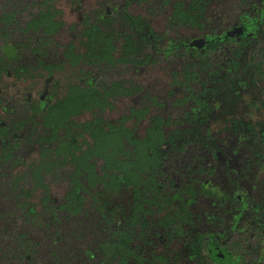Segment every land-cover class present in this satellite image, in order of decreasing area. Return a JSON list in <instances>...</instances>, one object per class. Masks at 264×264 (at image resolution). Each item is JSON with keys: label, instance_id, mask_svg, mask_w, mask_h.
Here are the masks:
<instances>
[{"label": "flooded vegetation", "instance_id": "1", "mask_svg": "<svg viewBox=\"0 0 264 264\" xmlns=\"http://www.w3.org/2000/svg\"><path fill=\"white\" fill-rule=\"evenodd\" d=\"M171 1L0 0V264H264V0Z\"/></svg>", "mask_w": 264, "mask_h": 264}, {"label": "trees", "instance_id": "2", "mask_svg": "<svg viewBox=\"0 0 264 264\" xmlns=\"http://www.w3.org/2000/svg\"><path fill=\"white\" fill-rule=\"evenodd\" d=\"M215 1L221 2L223 0H173L171 1V5L173 9L172 17L175 18L177 22V26H175V28H178L180 26L183 28H188V29L195 27V28H199L202 31H204V33H206L208 36L215 37L216 32L213 29H209L208 31H205V28L207 27V24H208V20H210L212 16V11H211V8L209 11V7ZM242 15H243V12H242ZM184 40H186V38H184ZM123 174L124 176L126 175V170H123ZM126 177L128 179H134V174L131 173V170L127 172ZM129 205H131L130 202H129ZM131 207L129 211H131V209L134 210V204ZM126 210L124 209V212ZM128 218L129 219H127L126 215L124 214L123 216L124 227L129 226V225H126L125 221L131 220L130 214H128ZM123 235H124V231H123ZM117 245L119 248H116L113 245L109 246L110 250H108L107 253L110 254V257L117 256L120 259L121 264H129L128 261H129L130 256H132L134 260V250L128 248L125 243H122V244L117 243Z\"/></svg>", "mask_w": 264, "mask_h": 264}, {"label": "rangeland", "instance_id": "3", "mask_svg": "<svg viewBox=\"0 0 264 264\" xmlns=\"http://www.w3.org/2000/svg\"><path fill=\"white\" fill-rule=\"evenodd\" d=\"M241 0H223V1H221V2H219V4H216V3H214V5H213V9H219L220 11H221V8H223L224 7V4L225 3H228V5H230V4H234V2H235V4H238L239 2H240ZM134 3H135V6H134ZM144 3H146V2H140V3H136V1H134L133 3H132V5H131V7H130V11L131 12H133V13H138V12H140V11H145V8H144V6H145V4ZM96 5V3H95V1H91V2H88L85 6H83V8L81 9V14L83 15V14H87V13H91V9L92 8H94V6ZM137 5V6H136ZM70 8H71V6H70ZM234 8H235V12H238L239 11V9L241 8L240 6H239V4L238 5H236V6H234ZM80 9H78V10H76L75 11V9H73V15H76L77 13H79V10ZM77 12V13H76ZM158 18H156V20H155V22H154V28H155V30L156 31H162L163 30V23H162V20H161V22L159 21V22H157V20H159V18L160 19H163V17H162V15L161 16H157ZM73 19H75V16H73ZM172 34V33H171ZM147 75H148V77H149V74H148V69L146 70V73L143 71V73H142V76H144V79L142 80V79H139V83H141V84H144V83H146V77H147ZM52 190H53V192H55V193H58V194H60L61 195V189H59V188H56V187H52ZM6 226H8L7 224H5L4 222H3V224H2V227L3 228H6ZM67 238H68V235H67ZM60 251V253H62V254H65V257L63 258V256H59V262H63V260L65 259L66 260V253H67V250L66 249H64V248H62V250L59 248V250H58V252ZM59 253V254H60ZM69 260H71L70 259V255L69 256H67V260L66 261H69ZM85 264H92V261H86V263Z\"/></svg>", "mask_w": 264, "mask_h": 264}]
</instances>
